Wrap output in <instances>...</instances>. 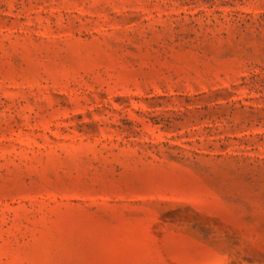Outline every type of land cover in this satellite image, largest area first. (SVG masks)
I'll list each match as a JSON object with an SVG mask.
<instances>
[{
  "label": "rangeland",
  "instance_id": "374dc122",
  "mask_svg": "<svg viewBox=\"0 0 264 264\" xmlns=\"http://www.w3.org/2000/svg\"><path fill=\"white\" fill-rule=\"evenodd\" d=\"M0 264H264V0H0Z\"/></svg>",
  "mask_w": 264,
  "mask_h": 264
}]
</instances>
